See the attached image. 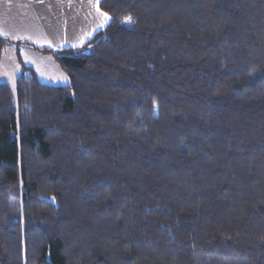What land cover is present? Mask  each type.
<instances>
[{"label": "trees", "instance_id": "trees-1", "mask_svg": "<svg viewBox=\"0 0 264 264\" xmlns=\"http://www.w3.org/2000/svg\"><path fill=\"white\" fill-rule=\"evenodd\" d=\"M99 9L80 48L0 36V264H264V0Z\"/></svg>", "mask_w": 264, "mask_h": 264}, {"label": "crops", "instance_id": "crops-1", "mask_svg": "<svg viewBox=\"0 0 264 264\" xmlns=\"http://www.w3.org/2000/svg\"><path fill=\"white\" fill-rule=\"evenodd\" d=\"M100 1L0 0V36L13 42H28L24 36L34 33L40 35L51 50L80 48L108 23V17L105 19L103 12L97 10ZM28 47L23 44L19 46L22 63L34 71L41 83L64 86L67 80L65 82L54 57L34 50L31 52ZM10 49L15 53V46L10 45L1 54L5 50L12 51ZM38 55L50 56V60H46L50 64L44 69V81L34 67L40 63L34 65L30 62L38 61Z\"/></svg>", "mask_w": 264, "mask_h": 264}, {"label": "rangeland", "instance_id": "rangeland-1", "mask_svg": "<svg viewBox=\"0 0 264 264\" xmlns=\"http://www.w3.org/2000/svg\"><path fill=\"white\" fill-rule=\"evenodd\" d=\"M130 19L126 18L123 20V23H125L126 25H130L129 22H126ZM22 37V36H21ZM26 41L30 42L32 45L40 48V49H49L48 45L44 42V40L42 39V37L40 35H35L34 33H31L29 35H25L24 36ZM12 50V49H10ZM28 50H30L31 52H33V49L31 47H28ZM40 57V59H38V61L32 60L30 61L32 64L35 65V63L39 62L40 64L36 67V72L38 73L39 77L43 80V73H44V69L47 68V66L50 64V61H46V60H50V56H46V55H38ZM46 56V57H44ZM61 70V69H60ZM20 72V67L17 63L16 60V56L14 51H7L5 50L4 53H0V82H5L7 84H9L10 86L14 87V81L15 78L17 77V75ZM64 78H65V82L67 80V83L65 85L68 84V78L67 76L62 73ZM44 81V80H43ZM62 85H64V82Z\"/></svg>", "mask_w": 264, "mask_h": 264}, {"label": "snow or ice", "instance_id": "snow-or-ice-1", "mask_svg": "<svg viewBox=\"0 0 264 264\" xmlns=\"http://www.w3.org/2000/svg\"><path fill=\"white\" fill-rule=\"evenodd\" d=\"M97 10L99 11V8H97ZM102 15H104V16H105V19H107V15H106V14H103V13H102ZM126 22H129V23H130L131 21L128 20V21H126Z\"/></svg>", "mask_w": 264, "mask_h": 264}]
</instances>
